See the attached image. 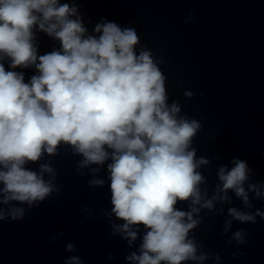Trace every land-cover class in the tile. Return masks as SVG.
Wrapping results in <instances>:
<instances>
[{
	"label": "clouds",
	"instance_id": "obj_1",
	"mask_svg": "<svg viewBox=\"0 0 264 264\" xmlns=\"http://www.w3.org/2000/svg\"><path fill=\"white\" fill-rule=\"evenodd\" d=\"M79 2L0 0V222L23 220L60 192L50 158L65 148L79 157L76 171L92 177L90 188L105 186L99 173L106 171L111 208L101 214L112 236L130 248L140 241L128 264H220V254L207 251L194 230L208 212L224 214L230 193L243 208H227L221 235L233 222L264 220V210H251L252 200H264V183L252 180L246 160L233 157L217 166L210 189L202 169L212 162L193 146L203 125L182 114L179 101L169 102L162 61L141 46L133 26L101 18L90 32ZM38 32L58 46L39 54ZM29 69L34 74L26 79ZM247 235L235 230L227 243L244 245ZM65 251L77 249L68 243ZM64 264L83 261L71 255Z\"/></svg>",
	"mask_w": 264,
	"mask_h": 264
}]
</instances>
